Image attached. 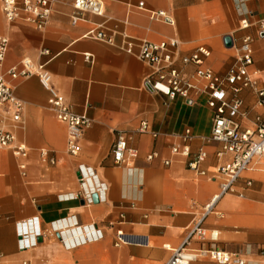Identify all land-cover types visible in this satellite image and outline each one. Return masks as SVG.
<instances>
[{"label":"crops","instance_id":"obj_1","mask_svg":"<svg viewBox=\"0 0 264 264\" xmlns=\"http://www.w3.org/2000/svg\"><path fill=\"white\" fill-rule=\"evenodd\" d=\"M73 1L54 0L49 21L38 28L24 21L9 22L0 0V37L9 39L0 74L25 56L48 62L53 87L76 113H86L92 121L83 132L79 153L71 154L67 124L50 107L49 91L40 78L7 75L23 102L22 124L14 129L13 144L24 143L28 151L22 157L14 155L11 147H0V264L25 260L33 264H166L201 217L204 205L220 193L219 179L209 175L232 156L219 159L222 144L209 140L213 110L207 95L193 91L196 103L189 105L182 97L170 100L146 89L144 80L152 67L133 53L142 39L160 43L176 38L178 57L189 56L203 45L211 52L205 66L225 75L238 55L236 47L226 46L225 36H232L236 44L250 36L254 48L250 70L258 72L263 87L264 37L254 22L264 17V0H242L241 6L251 12L252 25L246 30L240 28L238 0H105L104 16L85 13L77 23L71 20ZM141 1L144 8L138 6ZM147 10L167 12L175 25L151 19ZM98 24L113 32L118 44L128 35L135 44L132 53L86 37ZM44 49L49 54L41 55ZM176 64L189 76L197 69L180 59ZM240 97L242 115L237 120L242 128L254 130L257 117H264V105L252 87L243 89ZM144 122L148 130L141 131ZM187 128L194 137L192 152L201 147L207 151L201 165L206 175L191 170L187 156L172 153ZM119 133L137 152L128 164L114 161L112 146ZM81 167L95 174L86 189L79 182ZM98 184L106 189L99 190ZM235 189L222 195L215 211L203 218L204 228L218 231L217 240L194 237L188 249L198 252L217 246L238 253L245 264H264V161L245 171ZM94 193L99 200L90 203L87 196ZM65 220L71 226L94 225L103 236L74 246L76 229L69 227L61 234L53 229V225L64 227ZM118 229L124 232L125 243L117 246ZM21 231L28 232L31 241L39 232L44 237L22 250ZM190 264L220 263L203 256Z\"/></svg>","mask_w":264,"mask_h":264},{"label":"built area","instance_id":"obj_2","mask_svg":"<svg viewBox=\"0 0 264 264\" xmlns=\"http://www.w3.org/2000/svg\"><path fill=\"white\" fill-rule=\"evenodd\" d=\"M1 1L3 12L9 22L24 21L38 28H43L53 12L54 0ZM241 2L242 0L237 2L240 28L246 30L252 25V21L248 17L251 12L248 8L242 7ZM73 6L75 9V13L71 17L73 23L81 20L85 13H91L96 16H104L105 14V0H74ZM138 6L144 8L145 4L141 1ZM147 12L151 19L175 25V19L165 11L147 10ZM254 24L258 27L259 35L264 37V17L256 20ZM85 36L115 47L118 46L119 49L131 53L135 45L133 42L128 41V35H123L124 38H127L126 41L118 44L115 34L104 27L103 24L92 27ZM224 40L226 46L233 45L238 52L235 62L225 75H219L208 66H205V60L211 55V52L203 45L199 46L189 56L178 57L177 51L180 43L176 38H169L160 43L142 39L139 41L138 51L133 53L135 57L152 67V71L144 80L146 89L163 93L170 100L182 97L189 105L196 103L192 98L193 91L196 93L203 92L207 95V104L213 110V123L209 140L222 144V148L217 152L219 159H224L227 154L232 156L209 175L212 179H219L220 193L214 195L204 205L201 217L190 228V232L182 246L173 249V255L166 264H190L195 259L203 256L210 257L220 264L246 263L238 253L222 250L217 246L201 249L198 252L188 249L194 237L202 241L206 238L211 241L217 240L218 231H208L204 228L202 226L203 218L215 211V203L222 195L236 192L235 185L245 171L252 169L259 160L264 161V117H257L256 129L254 130L242 128L239 120H237L242 115L243 100L240 97V93L243 89L248 87L256 89L258 102L264 105V86H259L258 72L250 70V66L254 62L252 38L246 36L239 44H236L230 35H226ZM8 45L9 39L0 37V69L7 59ZM47 54H49L47 49L41 51V55ZM85 56L87 59L92 58L89 54ZM179 59L185 64H195L197 66L196 71L190 76L183 73L176 64ZM47 63L45 61L36 62L31 57L25 56L18 65H14L6 73L0 74V147H11L13 154L16 156L24 157L28 151L24 143L13 144L16 141L14 129L22 124L23 102L16 95L15 89L8 80L7 75L12 77V79L21 76L27 78L33 75L40 78L41 83L49 91L48 102L50 107L56 113L58 119L67 124L69 133L67 150L71 154L77 155L79 153L83 132L91 125L92 121L89 115L76 113L67 103L65 97L53 87V78L47 68ZM140 130H148V123L144 122ZM154 135L157 136L158 133H154ZM193 138L191 129H185L184 133L180 135L182 142L173 145L172 153L183 157L187 156L189 158L188 167L200 175H206L207 172L201 168V165L207 157V151L201 147L193 153L190 145ZM112 152L117 165L128 164V159L137 155L136 150L129 147L128 139L123 133L118 134L113 143ZM154 155L156 154H150L148 158H153ZM165 163L169 165L170 160L168 159ZM22 168L24 169L23 165ZM93 171L88 167L79 169V182L83 188H85L89 179L95 177ZM247 185H251V181H248ZM97 186L101 191L106 189L104 184H98ZM81 195L82 193H79V196ZM87 200L90 203L93 202L92 194H88ZM63 222L64 227L59 226L56 228L53 225V229L60 234L62 230L69 227L76 229L77 236L72 241L74 246L103 236L102 230L94 225L79 226L74 223L75 225L71 226L69 220ZM42 237L44 235L39 232L31 241L29 240V233L21 231L19 233L20 248L23 250L34 247ZM116 237L117 246L125 243V234L122 230H117ZM22 264L33 263L30 260H25Z\"/></svg>","mask_w":264,"mask_h":264},{"label":"water","instance_id":"obj_3","mask_svg":"<svg viewBox=\"0 0 264 264\" xmlns=\"http://www.w3.org/2000/svg\"><path fill=\"white\" fill-rule=\"evenodd\" d=\"M92 197H93V200H94L95 202H97V201L99 200V197H98V195H97L96 193H94V194L92 195Z\"/></svg>","mask_w":264,"mask_h":264}]
</instances>
